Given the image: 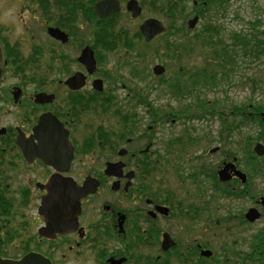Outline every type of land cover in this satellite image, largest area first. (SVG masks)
Returning <instances> with one entry per match:
<instances>
[{"label":"flooded vegetation","instance_id":"af4514ba","mask_svg":"<svg viewBox=\"0 0 264 264\" xmlns=\"http://www.w3.org/2000/svg\"><path fill=\"white\" fill-rule=\"evenodd\" d=\"M218 2L1 0L0 264L27 257L33 264H264V170L225 160L221 145L180 166L181 149L187 154L190 145L171 146L185 133L173 132L180 122L173 106L167 111L154 99L156 119L144 105L145 118H132L124 68H117L140 49L131 81L147 84L152 76L160 83L179 66L163 48L193 41L222 16ZM149 21L164 31L148 40L142 27ZM151 45L165 67L159 77L152 71L162 63L145 68ZM73 77L79 80L70 85ZM135 87L166 92L161 84ZM234 160L245 177L230 170L221 180ZM53 192L76 199V211L69 210L76 216L63 226H53L41 209ZM239 202L247 204L241 213Z\"/></svg>","mask_w":264,"mask_h":264},{"label":"trees","instance_id":"16d2710c","mask_svg":"<svg viewBox=\"0 0 264 264\" xmlns=\"http://www.w3.org/2000/svg\"><path fill=\"white\" fill-rule=\"evenodd\" d=\"M230 1L219 0L218 11L224 9ZM221 20L223 21V19H218L216 22L212 19L207 21L197 31L193 41L179 46L178 49L164 47L165 57L169 60L173 53L172 58L179 63V66L169 76L161 77L158 86L154 81L155 86L152 85V89L158 88L160 84L165 86L167 95L177 103L172 108L173 113L185 123L210 119L221 122V131L213 139L220 142L222 151L226 155L225 160L232 161L236 158L239 165L243 163L246 168L264 170V157H258L252 147H249V145L253 146L264 141V100L233 105L229 107V110H226L225 106H228L226 101L225 103H214L208 100L206 94L208 91L219 89L220 85L225 86V82L228 85L231 84L232 75L237 72V67L242 62L239 53L243 54V59L248 58L251 64L258 58L264 61V30L259 33V25L258 30L255 28V32L250 35L244 30L232 32L230 35L231 44H227L228 36L224 39ZM195 57L198 58L192 64L190 59ZM262 83H264L263 78L259 80L251 78V86L254 91L260 90ZM143 93L138 90L133 91L131 98H128L132 108V118L137 115L135 108L144 105L150 108L149 113L153 112V119H156L154 103L150 100L152 93H144L146 95ZM245 129L255 130V135L244 137L241 150L245 153V157L242 159L236 150H226L224 145L226 140L230 141L234 132L238 137L243 134ZM249 139L252 142L248 145ZM201 141L199 137H194L186 130L180 137L171 139V143H173L171 146L180 144L185 147ZM257 160H260V163H256Z\"/></svg>","mask_w":264,"mask_h":264},{"label":"rangeland","instance_id":"374dc122","mask_svg":"<svg viewBox=\"0 0 264 264\" xmlns=\"http://www.w3.org/2000/svg\"><path fill=\"white\" fill-rule=\"evenodd\" d=\"M1 5V0H0ZM1 10V9H0ZM12 12L11 8L5 12L6 15L10 14ZM217 14V13H216ZM223 18V21L221 20V24L223 26L224 30V39L227 38V44H231L230 35L232 32L244 30L248 35L253 34L256 30H258V26L260 25L259 33L263 32L264 30V0H231L229 4H226L225 8L223 9V15L222 17H215L213 19L214 22H216L218 19ZM35 28H38L39 35L38 39L42 42L44 38V33H41V24L37 25L35 24ZM41 30V31H40ZM40 43H37V46H39ZM44 49L43 46L40 45ZM156 45H151L149 48H147V54L146 61H145V68H153V66L157 63H162L161 60H159V57L161 55L155 56V50ZM155 50V51H154ZM140 52V49H137L135 52L129 53L126 57H121L120 61L123 62L119 67H123L124 69H121L120 75L124 76V81L122 84L127 83V107L128 109H132L129 105L128 98H131L132 90L137 88L138 86H144L145 88H151L154 84V80L151 79L147 84L144 82L139 83L137 81L133 82L131 81L132 76L131 70L132 68H135L137 70H140L141 64H138V53ZM116 59L118 58V55L111 54ZM123 56V54H122ZM239 56L241 57L242 62L239 64V67H237V72H235L232 76L233 80H231V84H227V82L224 83L225 86L219 87V89H215L214 91H208L206 92L207 98L209 101H213L214 103H226L228 104L226 110H229V107H232L233 105H242V104H250L258 100H264V83H262V87L260 90L254 91L251 86V78H254L255 80H259L260 78L264 79V61H261V58H258L255 60L253 64H251L250 60L248 58L243 59V54L239 53ZM246 61V62H244ZM163 64V63H162ZM172 69L175 67L173 65ZM127 71V73H125ZM131 76V77H129ZM127 78V81H125ZM155 82L158 84V82L155 80ZM156 85V84H155ZM121 88V86L119 87ZM164 93V96H161L160 91H155L152 95H150V100L153 102L155 99L156 104H161V106L164 107L168 111V106H176V101L172 100L167 93L162 90ZM147 92V89H145V93ZM119 95H123L125 92L120 91L118 93ZM166 94V95H165ZM158 96V98H157ZM138 110L141 114H143L145 118V109H140L139 106L135 108ZM148 118L144 121L145 124L148 123ZM221 122L218 120H200V121H194V122H188L185 123L183 120H180V122L177 124V128L173 132L176 133H183L186 130H188L191 135L194 137H199L202 141L199 143H195L190 145L187 154L184 153L186 149H181V155H184L183 158L179 160L180 166L186 165L189 161V157L193 158L194 155H199L208 147H215L220 146V142L216 139H213L218 136L219 131H221ZM167 130H164V133L162 135H166L165 133ZM255 135V130L253 129H245L243 131V134L241 136L236 135V132L232 134L230 137V141L226 140L225 143V149L226 150H236L238 152V156H240L242 159L245 157V153L241 150L243 146V140L245 136L248 135ZM158 137H161L159 135ZM252 142V140H248V145ZM264 143V141L262 142ZM249 147H254V145H249ZM190 153V155H189ZM219 157H216L213 159L215 165H217V162L219 160ZM217 160V161H216ZM177 162V160H176ZM256 163H260V160H257ZM239 164V163H238ZM179 166V163L176 164V167ZM241 168H246L243 163L240 165ZM262 184V183H261ZM228 204V203H227ZM214 207V206H213ZM247 209V204L239 202L237 204L236 211L241 213L242 210ZM212 247H218L217 243H214ZM230 250H236V246H229Z\"/></svg>","mask_w":264,"mask_h":264},{"label":"water","instance_id":"95a60500","mask_svg":"<svg viewBox=\"0 0 264 264\" xmlns=\"http://www.w3.org/2000/svg\"><path fill=\"white\" fill-rule=\"evenodd\" d=\"M197 19H193L192 21H190V27L193 28L195 26ZM150 23H152V25H150L149 23H147L146 25H144L142 27V31L143 33L146 35V38L149 40L152 37H154L155 35L161 33L164 31V27L160 22H156V21H149ZM51 33H60V31L52 29L50 30ZM63 34V33H60ZM55 37H57L58 35L53 34ZM83 56L85 58H87L89 61L87 62V65L89 67H91V71L94 70L95 68V63L93 60V53L91 50L86 49L84 50ZM165 72V69L162 65H156L154 67V73L156 75H161ZM0 74H1V51H0ZM79 80L78 77H73L70 81L69 84L73 85L74 83H76V81ZM42 96L44 98H49L48 96L42 94ZM255 152L259 155V156H263L264 155V146L261 144H258L255 147ZM236 171L237 168L233 163H228L225 165V167L220 171V179L223 181H227L228 180V173L229 171ZM236 174L239 175L240 177L244 178L245 176L242 175L241 173L236 171ZM87 192L83 191L80 195H85ZM74 200L75 203H72ZM76 199L75 198H71V197H67L65 196V194H61L59 192H53V194H51V196L49 198L46 199V202H44V205L42 206V211L43 213H45L46 215H48V218H52V225L53 226H63V224H65L68 220L71 219V217H75L76 215H70L69 214V210L72 209L76 211ZM68 210V214H66V211ZM255 210H251L247 217L250 218L252 221L255 220L258 215L255 213ZM50 218V220H51ZM63 219V221H61ZM33 257H27L23 260V262H21L20 264H33L31 262V259ZM44 264H49V263H44Z\"/></svg>","mask_w":264,"mask_h":264}]
</instances>
